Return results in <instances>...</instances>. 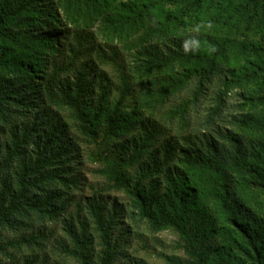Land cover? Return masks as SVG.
<instances>
[{
    "label": "trees",
    "instance_id": "1",
    "mask_svg": "<svg viewBox=\"0 0 264 264\" xmlns=\"http://www.w3.org/2000/svg\"><path fill=\"white\" fill-rule=\"evenodd\" d=\"M81 143L128 213L76 200ZM125 213L169 264H264V0H0V264H116Z\"/></svg>",
    "mask_w": 264,
    "mask_h": 264
},
{
    "label": "rangeland",
    "instance_id": "2",
    "mask_svg": "<svg viewBox=\"0 0 264 264\" xmlns=\"http://www.w3.org/2000/svg\"><path fill=\"white\" fill-rule=\"evenodd\" d=\"M106 70L108 71V75L111 79L114 80L113 74L110 70ZM212 89L216 90V85ZM238 102V94L232 93L228 95L226 99L227 107L225 110L224 125L228 126L231 117L237 113L238 110L236 105ZM201 113L200 115L203 116ZM64 119L68 121L66 117ZM194 119L195 117L192 115V124ZM80 145V158L75 162V167H73L74 172L76 171L75 173H77L80 177L79 189L75 192L76 200L80 201L81 204H84V198L86 196L95 195L101 200H107L109 204L115 201L123 207V210L125 209L126 213H128V198L124 195V193L113 190H104L103 188L105 187V183L103 179L94 173L97 163L90 161L87 157V151L92 148V146H86L83 143ZM75 209V206H73L71 211H74ZM126 213L123 220L124 222L118 228L117 232L127 227L128 231L125 233V238L129 243L127 251L130 254V257L122 259L116 264H136L138 261H141V264H169L166 260V256L183 255L182 251L177 246L178 238L172 231L162 230L156 233H150L144 224H140V226L136 228V225L129 219V217H127ZM44 232L50 237L45 245V253L48 256L49 262L51 263L54 260L61 261L58 249L53 246L54 237H59V235L62 234L60 223L56 225H47ZM25 253H27V251ZM21 260L22 258L20 257L19 264H21ZM62 264L76 263L72 260H68L66 262H62Z\"/></svg>",
    "mask_w": 264,
    "mask_h": 264
}]
</instances>
